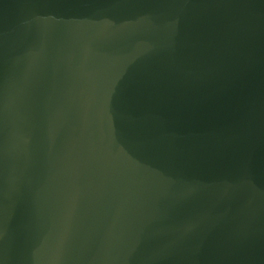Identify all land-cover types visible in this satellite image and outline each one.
Wrapping results in <instances>:
<instances>
[{
  "label": "water",
  "instance_id": "1",
  "mask_svg": "<svg viewBox=\"0 0 264 264\" xmlns=\"http://www.w3.org/2000/svg\"><path fill=\"white\" fill-rule=\"evenodd\" d=\"M0 264H264V0H0Z\"/></svg>",
  "mask_w": 264,
  "mask_h": 264
}]
</instances>
